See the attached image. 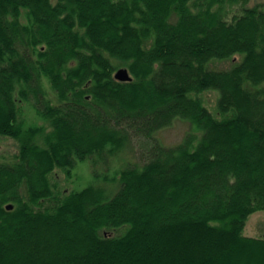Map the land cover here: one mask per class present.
Returning a JSON list of instances; mask_svg holds the SVG:
<instances>
[{
  "label": "trees",
  "instance_id": "1",
  "mask_svg": "<svg viewBox=\"0 0 264 264\" xmlns=\"http://www.w3.org/2000/svg\"><path fill=\"white\" fill-rule=\"evenodd\" d=\"M248 1L0 0V136L18 144L0 264H264L244 234L264 210V7ZM178 121L199 135L162 142ZM86 162L90 182L59 183Z\"/></svg>",
  "mask_w": 264,
  "mask_h": 264
},
{
  "label": "rangeland",
  "instance_id": "2",
  "mask_svg": "<svg viewBox=\"0 0 264 264\" xmlns=\"http://www.w3.org/2000/svg\"><path fill=\"white\" fill-rule=\"evenodd\" d=\"M248 5H261L262 7H264V0H249ZM226 65L229 66L230 63L226 62ZM47 92L51 97H55L54 91L49 85L47 87ZM205 98L208 106L210 108H213V106L216 104L217 99L216 92H206ZM22 107V116L26 124H36L37 122L42 123V120L36 116L37 114L30 104L24 103L22 104ZM192 130L194 131L196 129H194V127L190 123L178 121L172 127L162 131L160 139L162 140V142L173 145L180 142L183 139L184 135ZM196 131L197 135H199V131ZM17 145L18 144L16 140L0 136V162H2L4 158H6L4 161H9L11 158L10 156L16 153ZM130 158L131 156L127 151L120 152L117 156L110 157L108 165L110 169L109 172H113L115 169L120 167V165H122V162H124L125 160L126 163L132 162ZM97 168L101 173L104 172L103 163H97ZM90 170L91 166L86 162L82 165L80 164L76 168L75 175L70 180L66 179V176L62 174V172H59V174H57V179L62 186H67L69 188H79L92 180ZM244 234L252 237H264V210H258L249 216L245 225ZM233 254L235 258V254L237 253ZM240 259L241 260L239 262L242 264L247 259V256H245V254L243 253Z\"/></svg>",
  "mask_w": 264,
  "mask_h": 264
},
{
  "label": "water",
  "instance_id": "3",
  "mask_svg": "<svg viewBox=\"0 0 264 264\" xmlns=\"http://www.w3.org/2000/svg\"><path fill=\"white\" fill-rule=\"evenodd\" d=\"M115 77L121 81H128L132 79L129 70L126 67L118 69L115 73Z\"/></svg>",
  "mask_w": 264,
  "mask_h": 264
}]
</instances>
